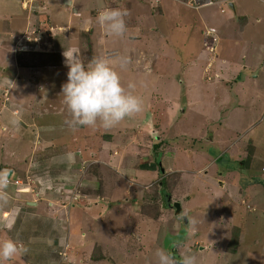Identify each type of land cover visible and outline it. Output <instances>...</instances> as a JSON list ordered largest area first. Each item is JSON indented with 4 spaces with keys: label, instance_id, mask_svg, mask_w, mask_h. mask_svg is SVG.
Here are the masks:
<instances>
[{
    "label": "rangeland",
    "instance_id": "374dc122",
    "mask_svg": "<svg viewBox=\"0 0 264 264\" xmlns=\"http://www.w3.org/2000/svg\"><path fill=\"white\" fill-rule=\"evenodd\" d=\"M65 1L0 0V169L12 172L0 241L27 248L6 264H156L158 248L264 264V142L237 138L264 115V2ZM107 8L128 11L124 36L95 19ZM24 34L39 46L18 47ZM64 53L108 60L144 110L108 130L69 127Z\"/></svg>",
    "mask_w": 264,
    "mask_h": 264
},
{
    "label": "clouds",
    "instance_id": "9594fccd",
    "mask_svg": "<svg viewBox=\"0 0 264 264\" xmlns=\"http://www.w3.org/2000/svg\"><path fill=\"white\" fill-rule=\"evenodd\" d=\"M212 4L216 3L212 0L203 2V6ZM229 5L233 6V2H229ZM128 15L126 9L107 8L98 13L96 20L109 35L122 37L127 31L125 17ZM58 29L63 30L61 27ZM30 38L29 43L20 38L18 47L30 46L34 48L35 45L36 47L39 46L36 37L30 36ZM31 43L33 45H30ZM64 56L68 72L67 81L61 85V95L71 117L70 120L66 121L69 127L75 129L99 126L108 130L119 125L126 118H131L144 110L143 99L128 90L133 89L134 85L129 84L126 89L122 85L119 73L110 66L108 60L94 56L86 65L75 55L68 56L64 53ZM119 63L121 67H124L130 63V59L121 56ZM12 123L18 124V120L13 119ZM161 166L160 162V168L163 172L164 169ZM11 174V169H0V204H7L10 199L7 189L11 183ZM169 206L174 207L170 203ZM188 227L189 231L194 230L195 222L192 219H188ZM26 252L27 248L11 238L0 241V264H6L14 256ZM155 257L156 264H197L195 254L190 252L177 256L171 251L158 248Z\"/></svg>",
    "mask_w": 264,
    "mask_h": 264
},
{
    "label": "crops",
    "instance_id": "0c3cea01",
    "mask_svg": "<svg viewBox=\"0 0 264 264\" xmlns=\"http://www.w3.org/2000/svg\"><path fill=\"white\" fill-rule=\"evenodd\" d=\"M70 1H71L70 7L73 9L74 12H78L80 9H82L84 11L86 9L87 5L89 4L86 2V0H70ZM103 1L108 3V4L111 3V0H103ZM92 2H93V4H95L97 2V0H92ZM230 3H231V1H230ZM107 7H108V5H107ZM232 7H234V4ZM198 19H199V21H201V19L199 17H198ZM88 20L91 21L90 19H86V21H88ZM58 26H60V25H58ZM212 29H214V28L212 27ZM256 78H258V76L254 75V79H256ZM242 85H243V87H245L244 83H240V86H242ZM236 92H237V94H239L238 91H236ZM251 108H254V107L252 106ZM236 109L238 110L239 107H237ZM263 110H264V106H263ZM248 124H250L248 129L243 131V133L241 135H238L237 138L241 139V141H243L245 143H247L245 141V138L247 140L248 139L252 140L251 142L249 141L248 143H252V145L255 147L254 150H256V147H258V145H260V143L264 142V141H262V140H264L262 138V137H264V134L260 135L261 131H264V115L261 117V119L259 121H258V116H255L254 122H251ZM237 140H235L233 142H228V144H227V147H228L227 151H230L231 153H233V155H236L238 153H242L239 150L242 148L243 142L242 143L237 142L238 143L237 144L236 143ZM257 153L259 154V150L257 151ZM244 169H247V168H244ZM223 184H225V182H223ZM240 190H242V189H240ZM245 191L248 194V196L250 195V197H251V198H249L250 201L254 200V197L251 195V192L248 189H246ZM96 205H98V203ZM93 209H96V208H93Z\"/></svg>",
    "mask_w": 264,
    "mask_h": 264
},
{
    "label": "trees",
    "instance_id": "16d2710c",
    "mask_svg": "<svg viewBox=\"0 0 264 264\" xmlns=\"http://www.w3.org/2000/svg\"><path fill=\"white\" fill-rule=\"evenodd\" d=\"M250 146H251V148L253 147L251 143H250ZM249 150H250V149H249ZM247 152H249V151L247 150ZM158 158H159V157H157L156 163H157V165H158V164L160 165V161L158 160ZM218 161H220V159H219ZM242 161H243V160H242ZM246 165H247V163L244 165L243 162H242V167H241V169L247 168ZM252 179H253V182H254V183H261L260 179H257V178H254V177H252ZM161 184H162V182H161ZM252 185H254V184H252ZM165 193H166V192H165ZM162 194H163V193H162ZM167 195H168V197H166V198H168V200H169V199H170V198H169V197H170V193H167ZM163 202L165 203V205L163 204V206L166 207L167 204H168V206H169V201H167V203L165 202L164 194H163ZM234 244H235V243H234Z\"/></svg>",
    "mask_w": 264,
    "mask_h": 264
},
{
    "label": "water",
    "instance_id": "95a60500",
    "mask_svg": "<svg viewBox=\"0 0 264 264\" xmlns=\"http://www.w3.org/2000/svg\"><path fill=\"white\" fill-rule=\"evenodd\" d=\"M65 3H68V4H70L71 3V1L70 0H66L65 1ZM232 6V5H231ZM163 170V169H162ZM173 206L175 207V209H176V214H179V213H181V211H182V208H181V205H180V203L179 202H175V203H173Z\"/></svg>",
    "mask_w": 264,
    "mask_h": 264
},
{
    "label": "built area",
    "instance_id": "2783aa9c",
    "mask_svg": "<svg viewBox=\"0 0 264 264\" xmlns=\"http://www.w3.org/2000/svg\"><path fill=\"white\" fill-rule=\"evenodd\" d=\"M260 1H263V2H264V0H260ZM21 39H22L24 42H28V43L31 41L30 36H27L26 34H24V35L21 37Z\"/></svg>",
    "mask_w": 264,
    "mask_h": 264
},
{
    "label": "bare ground",
    "instance_id": "6f19581e",
    "mask_svg": "<svg viewBox=\"0 0 264 264\" xmlns=\"http://www.w3.org/2000/svg\"><path fill=\"white\" fill-rule=\"evenodd\" d=\"M70 5H71V3H70ZM93 11V10H92ZM68 21H70V19L68 20ZM5 52V51H4ZM73 222V221H72ZM70 228V227H69ZM75 229V228H74ZM139 233V232H138ZM140 235V234H139ZM142 237V236H141ZM141 239V238H140ZM86 245H88L87 243H86ZM149 246V245H148ZM109 248V247H108ZM125 249V248H124ZM141 249V248H140ZM108 251H109V249H108ZM125 251H126V249H125ZM136 251V250H135ZM148 252V251H147ZM142 254H144V253H142ZM119 255V254H118ZM122 257V256H121ZM114 258V260H115V257H113ZM143 258V257H142ZM17 261V260H16ZM116 261V260H115ZM141 261H143V259L141 260ZM205 261V260H204ZM109 263V262H108ZM121 264V263H120ZM206 264V263H205ZM210 264V263H209Z\"/></svg>",
    "mask_w": 264,
    "mask_h": 264
}]
</instances>
